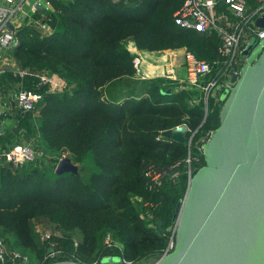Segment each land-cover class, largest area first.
<instances>
[{"label":"trees","instance_id":"trees-1","mask_svg":"<svg viewBox=\"0 0 264 264\" xmlns=\"http://www.w3.org/2000/svg\"><path fill=\"white\" fill-rule=\"evenodd\" d=\"M186 1L50 0L42 19L39 12L18 29L20 43L10 55L30 70L23 85L37 104L15 117L40 153L15 166L1 156L8 143L0 137V238L10 252L31 264H48L53 248L61 250L53 261L85 264L116 256L124 264H153L162 257L190 185L185 159L200 157L193 174L205 165L202 147L219 127L226 93L213 89L206 103L199 86L167 75L142 78L127 44L133 40L144 51L185 47L212 66L200 86L219 77L220 37L181 26L178 12ZM247 1L255 7L256 0ZM38 72L57 74L67 85L50 91ZM13 73L6 71L4 81L17 82ZM183 125L184 142L165 135ZM64 156L78 165L77 174H57ZM150 164L168 170L155 189L145 175ZM41 225L50 239H41Z\"/></svg>","mask_w":264,"mask_h":264},{"label":"water","instance_id":"water-1","mask_svg":"<svg viewBox=\"0 0 264 264\" xmlns=\"http://www.w3.org/2000/svg\"><path fill=\"white\" fill-rule=\"evenodd\" d=\"M256 24L264 28V15ZM241 52L246 62L240 72L230 70L234 84L219 127L203 144L205 165L177 206L174 247L153 264H264V39L254 38ZM186 130L165 135L184 142ZM56 172L77 174L79 167L63 157Z\"/></svg>","mask_w":264,"mask_h":264},{"label":"built area","instance_id":"built-area-1","mask_svg":"<svg viewBox=\"0 0 264 264\" xmlns=\"http://www.w3.org/2000/svg\"><path fill=\"white\" fill-rule=\"evenodd\" d=\"M16 0H3L0 3V70L6 71L7 67L14 72L16 76L24 77L30 73V70L18 65L17 61L10 55V50L18 46L16 32L11 27V18L14 14ZM221 0H187L182 9L178 12L179 23L181 26L191 28L199 33H216L221 40L219 45L220 58L217 61L221 65V74L219 77L215 76L209 79L206 83L200 86L202 77L212 75V66L205 59H200L192 51L185 48V66L187 75L182 82H187V86H199L205 90L204 99L208 103V99L213 89H223L228 94L230 88L233 86L231 81V69L235 68L240 72V68L246 62L242 56V50L256 37L260 40L264 39V28L256 24L257 18L264 15V0H256L255 7H250L247 0H224L226 9L219 11V2ZM35 4L42 5L46 10L51 7L50 0H35ZM37 5H35L36 7ZM39 22V21H36ZM50 27V26H49ZM51 32V28L48 29ZM145 58L138 51L134 53V67L136 73L142 77H149L143 69ZM39 77L41 85H49L51 90H62L66 87V81L57 74L35 73ZM62 78V79H61ZM61 81H60V80ZM184 85V86H186ZM182 86V87H184ZM20 108L25 111H32L36 109V95L33 91L20 87V89L13 94ZM203 149V147H202ZM1 156L6 160L11 161L15 166L22 164L27 160L35 159L36 152L33 146L28 143L22 145H7L3 148ZM66 157V156H64ZM191 157V156H190ZM63 158V157H62ZM199 163L200 157H193ZM61 159V158H60ZM168 170L158 165L150 164L145 172L147 183L151 188H158L163 183V179ZM189 176L193 175V168L189 167ZM178 175L175 172L172 176ZM177 228V222L173 228V234ZM42 240L50 239L52 232L48 229L40 230ZM172 234V235H173ZM172 237V236H171ZM107 242L110 243L111 239L108 235ZM78 244V243H76ZM174 239L172 237L169 247L162 255L169 253L174 247ZM56 245V244H55ZM61 253L60 249H51L45 261L48 264H85L73 259H62L53 261L52 258ZM49 260V261H48ZM30 260L22 256L18 252H10L7 242L0 238V264H31ZM127 263H131L126 261ZM92 264H98L94 262Z\"/></svg>","mask_w":264,"mask_h":264},{"label":"crops","instance_id":"crops-1","mask_svg":"<svg viewBox=\"0 0 264 264\" xmlns=\"http://www.w3.org/2000/svg\"><path fill=\"white\" fill-rule=\"evenodd\" d=\"M14 5L16 7V10L12 15L10 21L12 23L11 27L15 32H17L20 27L25 25L27 21L29 22L31 20H34V17L36 16L37 13L40 12L41 16L40 18L38 17L39 19H42L45 14L37 6L35 7V5H37L35 4V0H16ZM25 5L29 6V10L23 12ZM219 11H222L220 7H219ZM36 21L40 22V24L42 25L41 27L42 30H44L43 28H46V31H49L48 30L50 28L49 25H47L45 22H42L41 20H36ZM128 46L132 48L133 51L131 52L133 54L135 53V50L138 51L135 41L130 40L128 42ZM165 50L169 52L168 57L165 60H163L161 55H157L155 52L148 50L139 51L145 58L143 65L144 72L149 77L167 75L182 81L184 77H186L187 75L186 66L183 61V58H185V54H184L185 47L179 49H165ZM158 54H162V53L159 52ZM162 55L165 56V53ZM6 69H7L6 71H12L9 69V67H7ZM6 71L0 70V128L3 125H6V128L4 129L0 137L5 136L4 141H6L8 145L10 144L22 145L23 143L31 144L30 142H28L25 132L22 130L18 131L17 128L18 123L15 117L16 115L15 111L19 110L20 107L18 106L17 101L13 96V94L17 92L20 89V87L22 86L24 87L23 83L25 76L24 77L19 76L20 78L17 82L9 83L4 81ZM14 76L16 75L14 74ZM5 114L8 115L6 117H3Z\"/></svg>","mask_w":264,"mask_h":264},{"label":"rangeland","instance_id":"rangeland-1","mask_svg":"<svg viewBox=\"0 0 264 264\" xmlns=\"http://www.w3.org/2000/svg\"><path fill=\"white\" fill-rule=\"evenodd\" d=\"M0 3H3V0H0ZM29 10V6H27V5H25V8H24V11L23 12H25V11H28ZM22 13V12H21ZM37 25H38V27H42V25L40 24V22H37ZM40 29H42V28H40ZM44 30V32H48V31H46V28H43ZM50 33V32H49ZM130 41V40H129ZM128 41V42H129ZM129 48V50L130 51H133L132 50V48H130L129 46H128V44H127V49ZM139 50V49H138ZM135 51H137V50H135ZM139 51H142V50H139ZM152 52H155L157 55H161V57L163 58V60H165L167 57H168V53L169 52H167L166 50L165 51H152ZM162 53V54H164L165 53V56H163L162 54H158V53ZM170 56V55H169ZM183 61H184V63H185V58H183ZM51 91H55V90H51ZM187 129H188V127H187ZM35 141H36V139H34V140H32V142H31V145L33 146V148H34V150H36V151H38V152H40L39 151V149L37 148V145L35 144ZM189 142H190V139L187 141V144H189ZM35 145H36V147H35ZM38 150H37V149ZM36 154H38L37 152H36ZM191 156V157H190ZM36 157H37V155H36ZM36 157H35V159H36ZM194 157H197V156H194ZM34 160V159H33ZM195 160V158H193V155L192 154H188V156L186 157V159H185V163L186 164H188V167H192L193 168V161ZM179 163V162H178ZM189 170V169H188ZM133 199H134V201L135 202H137V203H141V199L140 198H138L137 199V197H135V196H133ZM139 206H140V204H138ZM141 215L143 216L144 214L143 213H141ZM38 228H40V230H42V229H48V230H50L49 228H47V227H44L43 225H41V226H38ZM100 264H124L123 263V260H122V258L121 257H119V256H116V257H113V258H111V257H105L104 259H102V261L100 262Z\"/></svg>","mask_w":264,"mask_h":264}]
</instances>
